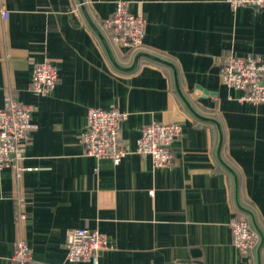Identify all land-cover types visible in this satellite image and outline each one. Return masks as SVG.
I'll use <instances>...</instances> for the list:
<instances>
[{
  "label": "crops",
  "instance_id": "crops-1",
  "mask_svg": "<svg viewBox=\"0 0 264 264\" xmlns=\"http://www.w3.org/2000/svg\"><path fill=\"white\" fill-rule=\"evenodd\" d=\"M117 1L0 0V107L7 96L30 104L35 125L24 170L0 172V264L19 239L39 262L93 264L66 259L67 231L77 227L106 235L97 264H262L264 103L241 100L219 70L229 55L264 58V10L122 0L145 20V55L134 63L137 53L114 46L103 25ZM45 59L57 81L36 94L32 68ZM90 107L127 114L120 163L84 154ZM151 122L181 125L170 166L136 152ZM234 216L259 234L245 254L232 241Z\"/></svg>",
  "mask_w": 264,
  "mask_h": 264
},
{
  "label": "built area",
  "instance_id": "built-area-1",
  "mask_svg": "<svg viewBox=\"0 0 264 264\" xmlns=\"http://www.w3.org/2000/svg\"><path fill=\"white\" fill-rule=\"evenodd\" d=\"M232 9L248 6L264 10V0H226ZM6 16V11H1ZM112 44L118 48L139 51L143 43L145 20L141 14L128 11L125 1H117L112 15L104 20ZM58 77L56 66L48 59L36 62L32 68L31 91L36 94L49 93ZM220 81L243 92L241 100L253 104L264 103V58L229 55L219 70ZM33 107L10 96L0 107V172L10 167L17 173L28 135L35 127L31 120ZM125 112L117 109L105 110L90 107L86 113V125L81 133L84 154L97 159L106 158L118 164L127 154L122 143L120 125L126 118ZM181 134L178 122H151L141 128L136 140V152L149 156L154 167L173 164L172 142ZM24 215H22L23 217ZM233 244L243 254L259 242L258 232L243 217L234 216L229 222ZM107 237L97 229L77 227L67 231L66 259L90 261L97 264L99 252L108 249ZM264 264V247L261 251ZM10 264H47L33 259L26 241L14 243Z\"/></svg>",
  "mask_w": 264,
  "mask_h": 264
},
{
  "label": "water",
  "instance_id": "water-1",
  "mask_svg": "<svg viewBox=\"0 0 264 264\" xmlns=\"http://www.w3.org/2000/svg\"><path fill=\"white\" fill-rule=\"evenodd\" d=\"M140 55H145V53H142V52L137 53V55H136L135 58H134V63L136 62L137 58H138ZM132 66H133V65H131V67H132ZM262 247H263V241H261V242L259 243V245H258V251H260V250L262 249Z\"/></svg>",
  "mask_w": 264,
  "mask_h": 264
},
{
  "label": "trees",
  "instance_id": "trees-1",
  "mask_svg": "<svg viewBox=\"0 0 264 264\" xmlns=\"http://www.w3.org/2000/svg\"><path fill=\"white\" fill-rule=\"evenodd\" d=\"M137 52L138 51H136V50L135 51L134 50H129L127 54H129L131 56L132 54L134 55ZM263 247H264V245H263Z\"/></svg>",
  "mask_w": 264,
  "mask_h": 264
}]
</instances>
